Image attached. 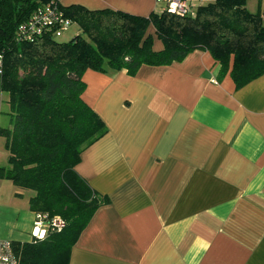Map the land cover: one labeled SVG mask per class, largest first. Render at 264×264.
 <instances>
[{
	"label": "crops",
	"instance_id": "obj_1",
	"mask_svg": "<svg viewBox=\"0 0 264 264\" xmlns=\"http://www.w3.org/2000/svg\"><path fill=\"white\" fill-rule=\"evenodd\" d=\"M186 1L195 11L213 0ZM59 3L146 16L167 0ZM218 67L207 50L194 49L134 75L84 71L82 97L107 131L75 169L109 201L80 233L69 264H264V74L236 88L229 74L218 79ZM5 181L15 203L0 238L29 241L33 192L5 178L0 188Z\"/></svg>",
	"mask_w": 264,
	"mask_h": 264
},
{
	"label": "trees",
	"instance_id": "obj_2",
	"mask_svg": "<svg viewBox=\"0 0 264 264\" xmlns=\"http://www.w3.org/2000/svg\"><path fill=\"white\" fill-rule=\"evenodd\" d=\"M246 2L213 0L193 14L164 9L146 16L59 3L71 21L65 30L56 33L52 25L21 39L19 26L41 1L0 0V91L8 105L0 125L8 152L0 178L33 192L31 210L65 222L42 239L12 241L19 264H69L80 233L109 201L75 169L81 152L107 131L82 97L84 71L134 75L143 64L166 65L203 49L218 63V79L229 74L239 88L264 74V0L256 11ZM74 23L78 30L69 40L55 39Z\"/></svg>",
	"mask_w": 264,
	"mask_h": 264
},
{
	"label": "built area",
	"instance_id": "obj_3",
	"mask_svg": "<svg viewBox=\"0 0 264 264\" xmlns=\"http://www.w3.org/2000/svg\"><path fill=\"white\" fill-rule=\"evenodd\" d=\"M41 1L31 16L19 26L18 34L21 39H32L45 28L56 26V33L65 30L70 25V19L65 17L60 9L59 0ZM165 9L175 14H193L186 0H167ZM65 222L58 215L49 216L47 213L34 212L31 226V237L44 238L49 230H60ZM12 240L0 238V264H19V258L13 249Z\"/></svg>",
	"mask_w": 264,
	"mask_h": 264
},
{
	"label": "rangeland",
	"instance_id": "obj_4",
	"mask_svg": "<svg viewBox=\"0 0 264 264\" xmlns=\"http://www.w3.org/2000/svg\"><path fill=\"white\" fill-rule=\"evenodd\" d=\"M258 4H259L258 0H249L247 8L250 11H256ZM262 18H264V14H262ZM77 30H78V25L74 23L68 28V30L62 32L59 35H56L55 39L57 41H67L74 35L75 31ZM1 94L4 93L0 91V106H1V99L4 98V95ZM5 122L6 119H4V123ZM3 152L4 150L2 148L0 141V159L2 158ZM5 183L8 184L7 187L0 188V200L7 202L5 204L4 214L1 215L0 217V231L2 233L7 231V229L12 225L13 213L11 212V210L13 203H15L13 197L11 196V183H9L8 181H5Z\"/></svg>",
	"mask_w": 264,
	"mask_h": 264
}]
</instances>
